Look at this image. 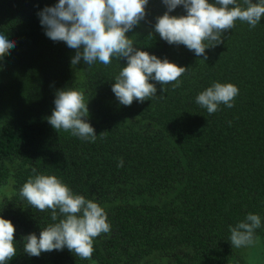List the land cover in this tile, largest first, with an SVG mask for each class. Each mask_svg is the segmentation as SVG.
<instances>
[{
    "label": "trees",
    "instance_id": "1",
    "mask_svg": "<svg viewBox=\"0 0 264 264\" xmlns=\"http://www.w3.org/2000/svg\"><path fill=\"white\" fill-rule=\"evenodd\" d=\"M56 3L0 0V33L16 42L0 59V216L15 226L17 251L7 264H264V16L255 28L237 20L223 43L206 48L205 61L154 32L167 8L149 0L146 18L126 35L187 70L178 87L150 80L157 94L124 106L111 86L126 59L72 66L76 50L49 39L37 15ZM185 14L183 6L170 13ZM215 82L233 83L239 94L233 107L209 114L196 96ZM67 87L84 95L94 142L46 119ZM36 174L55 175L105 210L111 230L94 238L90 260L67 248L23 251L24 236L55 223L50 210L19 196ZM249 213L261 227L252 245L234 248L230 227Z\"/></svg>",
    "mask_w": 264,
    "mask_h": 264
},
{
    "label": "clouds",
    "instance_id": "2",
    "mask_svg": "<svg viewBox=\"0 0 264 264\" xmlns=\"http://www.w3.org/2000/svg\"><path fill=\"white\" fill-rule=\"evenodd\" d=\"M149 0H58L45 6L37 15L45 35L54 42L63 41L75 49L71 65L81 61L109 65L113 58H125L127 63L111 86L121 105L130 106L134 100L143 103L157 94L153 80L160 85L179 86V78L187 68L167 58L135 47L126 33L146 18ZM167 11L156 17L154 32L168 44L184 45L197 57L207 60L206 48L223 43L222 33L235 26L237 20L255 28L264 16V0H162ZM183 6L185 15H170ZM152 34V33H149ZM16 47V42L0 33V59ZM163 87L162 90L163 91ZM239 89L233 83L215 82L196 96V103L213 114L219 105L228 108ZM52 114L46 117L57 132L70 131L73 136L94 142L97 134L87 122L89 110L82 92L72 87L58 89ZM123 167L121 159L117 165ZM36 173V169L32 170ZM19 196L38 211L51 212L55 223L41 228L39 236L30 233L23 237V251L32 257L41 253L67 248L80 259L92 258L93 240L108 233L111 226L103 207L83 195L74 194L55 175L36 174L20 188ZM261 227V218L249 213L235 227H230L232 247L241 248L254 243L255 230ZM15 226L10 219L0 216V264H7L16 254Z\"/></svg>",
    "mask_w": 264,
    "mask_h": 264
},
{
    "label": "rangeland",
    "instance_id": "3",
    "mask_svg": "<svg viewBox=\"0 0 264 264\" xmlns=\"http://www.w3.org/2000/svg\"><path fill=\"white\" fill-rule=\"evenodd\" d=\"M4 188L0 186V202L3 201L4 197H2V194H4Z\"/></svg>",
    "mask_w": 264,
    "mask_h": 264
}]
</instances>
